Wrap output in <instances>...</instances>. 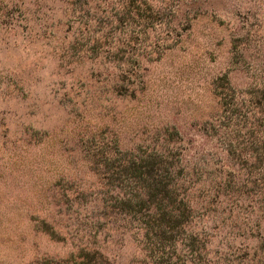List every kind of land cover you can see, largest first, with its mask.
I'll return each mask as SVG.
<instances>
[{"label":"rangeland","instance_id":"rangeland-1","mask_svg":"<svg viewBox=\"0 0 264 264\" xmlns=\"http://www.w3.org/2000/svg\"><path fill=\"white\" fill-rule=\"evenodd\" d=\"M0 264H264V0H0Z\"/></svg>","mask_w":264,"mask_h":264}]
</instances>
